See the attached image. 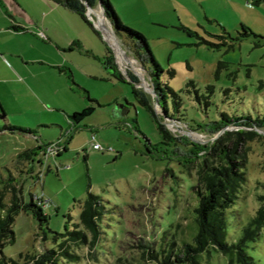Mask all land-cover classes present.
<instances>
[{
    "label": "rangeland",
    "instance_id": "obj_1",
    "mask_svg": "<svg viewBox=\"0 0 264 264\" xmlns=\"http://www.w3.org/2000/svg\"><path fill=\"white\" fill-rule=\"evenodd\" d=\"M109 2L121 24L146 39L163 70L161 83L183 100L181 112L186 115V124L162 120L164 128L201 150L224 139L227 147L235 146L246 155L247 182L227 217V242H236L258 208L257 198L263 194L264 129L228 126L210 133L205 126L218 121L222 114L264 117V45L255 47V38L240 36L245 26L264 38V7L253 6L252 0ZM91 12L93 29L67 9L64 16L54 20L57 32L67 41L65 47L60 45L62 55L73 67L75 85H69L72 101L70 97L46 93L43 108L62 107L61 112L48 114L40 109L0 120V178L20 176L21 169L14 161L27 149L57 142L61 149L52 155H38L31 175H21L24 202H29L31 196L36 202L41 198L48 224L39 227L29 212L15 218V239L4 247L3 255L20 264H25L20 256L44 253L55 246V233L62 234L79 222L88 193L99 195L107 210L101 227L106 234L102 248L105 264H116L117 258L122 260L118 264H158L148 260V255L141 258L148 243L157 253L168 251L173 243L177 247L194 244L198 230L196 163L186 168L183 157L173 153L172 146L160 145L158 123L135 102L130 84L110 76L109 62L102 58L111 57L122 76L127 71L138 76L140 84L136 88L151 97L154 111L160 116L147 72L150 65L143 66L132 40L115 33L116 39L112 37L102 16L95 10ZM191 83L200 95L210 96L208 109L202 100L200 105L196 101ZM209 87L213 88L211 94ZM83 90L88 92L89 100L105 107L89 103ZM171 102L169 98V107ZM86 106H93L94 114L74 129L69 116ZM4 126L29 129L33 134L3 131ZM249 131L252 138L242 134ZM92 135L103 150L91 148ZM180 148L183 153L187 150ZM246 251L256 264H264V228L259 241ZM82 254L87 258L88 253ZM200 262L238 264L212 249L202 255Z\"/></svg>",
    "mask_w": 264,
    "mask_h": 264
},
{
    "label": "trees",
    "instance_id": "obj_2",
    "mask_svg": "<svg viewBox=\"0 0 264 264\" xmlns=\"http://www.w3.org/2000/svg\"><path fill=\"white\" fill-rule=\"evenodd\" d=\"M50 1L76 13L91 29H93L92 24L86 16L87 7L94 9L100 6L104 11V16L112 25L114 33L133 41L134 52L137 57H142L140 61L143 66L145 67V64L150 65L147 72L152 82L155 93L154 98L159 105L161 115L155 113L151 97L136 88L140 81L130 71H127L124 77L110 63L108 66L109 70L112 71L110 76L131 85V93L135 102L150 113L151 117L158 123V131L162 139L160 145L172 146L173 153L183 157L182 162L185 163L186 168L190 169L196 163L195 175L198 185L194 190L198 196L195 210V222L198 230L194 238V244H183L181 247H177L176 243H173L169 246L168 251L157 253L153 245L148 243L141 258L148 255V260L152 261L154 259L158 264H202L200 262L202 255L212 249L229 257L231 262L256 264L254 258L248 255L246 249L250 244H256L259 241L260 232L264 228V184L261 185L263 194L257 198L258 208L253 218L241 231L240 238L234 243H228L226 239L228 211L238 200L240 190L247 182L245 167L248 159L246 155L243 152H238L235 146L227 147L224 144V139L216 141L201 150L187 139L173 137L164 128L161 123L162 120L186 122V115L181 112L183 100L168 85L161 83L160 73H163V70L148 48L146 39L121 24L109 0ZM252 2L253 6L262 5L264 7V0H252ZM242 30L241 37L252 36L255 38V47L264 45V38L254 35L245 26H242ZM260 41H262V44ZM107 61L110 62L111 57H107ZM68 78L72 81L70 73ZM190 85L193 87L198 104L200 105L202 100L203 107L205 110L208 109L211 103L210 96L200 95L194 89V84L191 83ZM212 89L209 87L207 91L211 94ZM83 92L86 94L89 103L103 107L96 101L89 100L88 92L84 90ZM169 98L172 99L170 107L168 105ZM94 112L95 108L93 106H86L81 112L70 115L69 120L74 125V129H78L83 120L88 116L90 117ZM0 120L7 121L3 111H0ZM228 126L244 127L249 130L254 128L264 129V117L258 116L254 119L251 115L236 114L230 116L222 114L218 121L208 122L205 127L210 129V133H213L215 131L219 132ZM197 127L202 128L199 125ZM3 131L33 134L29 129H19L11 126H4ZM242 134L247 138H252L250 131ZM56 145L60 147L58 142ZM50 146L52 145L30 148L16 155L14 163L18 169H21L19 171L20 176L16 178L10 174L7 179L0 178V264H20L19 261H14L3 255L4 247L14 242L13 225L19 213L29 212L37 220L39 227L48 224V217L43 213V204L40 201L36 202L34 197L31 196L29 202H24L20 182H22L21 175L25 173L31 175L34 158L41 154L47 156L46 152ZM180 146L187 147L186 152L183 153ZM47 172H49V169ZM37 179L40 181L39 175ZM101 199L99 195L88 193L87 198L84 199L81 205L79 222L70 229L66 228L62 234L55 233L53 240L55 246L47 249L44 253L20 256V259L24 260L25 264H105L103 260L106 252L102 251V248L105 246L103 244L106 241V234L101 227L107 210ZM83 251L88 253L87 258L82 254ZM121 261L117 258L115 263L118 264Z\"/></svg>",
    "mask_w": 264,
    "mask_h": 264
},
{
    "label": "crops",
    "instance_id": "obj_3",
    "mask_svg": "<svg viewBox=\"0 0 264 264\" xmlns=\"http://www.w3.org/2000/svg\"><path fill=\"white\" fill-rule=\"evenodd\" d=\"M63 8L50 0H0V111L6 118L37 113L40 109L48 114L62 110L43 108L46 93L70 97V102L74 98L69 92L70 82L74 84L73 67L60 46L65 47L67 41L57 32L54 21L65 15ZM96 14L102 15L98 11ZM93 15L86 16L94 22ZM41 34L43 38L39 37ZM44 40L48 42L44 44ZM102 59L107 61L105 55ZM110 63L115 65L112 58ZM33 103L37 107L32 108Z\"/></svg>",
    "mask_w": 264,
    "mask_h": 264
},
{
    "label": "built area",
    "instance_id": "obj_4",
    "mask_svg": "<svg viewBox=\"0 0 264 264\" xmlns=\"http://www.w3.org/2000/svg\"><path fill=\"white\" fill-rule=\"evenodd\" d=\"M41 37H42V38L44 37L43 34H41ZM90 141H91V142H90V144H91V148H92L93 150H101V149H102V146H101L100 144L97 143L96 138H95L94 135H92ZM102 150H103V149H102ZM55 152H60V148H59L56 144L50 146V147L47 149L46 154H47V155H52V154H54ZM39 201L43 204V201H42L41 198L39 199Z\"/></svg>",
    "mask_w": 264,
    "mask_h": 264
},
{
    "label": "water",
    "instance_id": "obj_5",
    "mask_svg": "<svg viewBox=\"0 0 264 264\" xmlns=\"http://www.w3.org/2000/svg\"><path fill=\"white\" fill-rule=\"evenodd\" d=\"M93 11V10H96V11H98V12H100L102 15V18L104 19V21L106 22V24L108 25V27L110 28L109 30L114 34V31L112 30L113 29V27H112V25L110 24V22L106 19V17L104 16L105 14H104V11H103V9L100 7V6H98V8H94V9H92L91 7H87V14L86 15H88V14H90V11ZM111 70H108V73L109 74H111ZM138 79H139V77L138 76H136ZM139 81H140V79H139ZM154 95V94H153Z\"/></svg>",
    "mask_w": 264,
    "mask_h": 264
}]
</instances>
